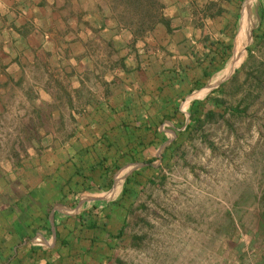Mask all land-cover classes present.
Listing matches in <instances>:
<instances>
[{
  "label": "rangeland",
  "instance_id": "rangeland-1",
  "mask_svg": "<svg viewBox=\"0 0 264 264\" xmlns=\"http://www.w3.org/2000/svg\"><path fill=\"white\" fill-rule=\"evenodd\" d=\"M181 1L161 0L173 25L182 13ZM220 1V10L232 15L227 2ZM263 1H244L241 14L249 24L243 31L244 40L238 42L237 56L232 59L231 51L225 65L212 67L207 76L196 65L204 63L208 54L206 46L192 43L196 34L187 31L185 39L178 32L170 36L172 45L167 49L171 55L189 64L192 74L205 81H200L202 86L209 87H198L187 99L204 100V108L215 116L175 150H165L167 145L152 150L151 180L143 179L129 208L124 234L106 264H264ZM3 2L11 6L4 22L16 16L29 19L30 14L41 18L48 13L49 19L35 32L32 22L26 21L28 33L19 34L12 45L14 50H22H16L18 55L0 56V68L7 61L0 76L1 204L15 195V177L23 174V168L39 160L54 163L52 150L73 143L71 137L88 125L92 101H105L121 89L137 86L133 67H119L121 58L132 66L136 53L141 57L157 53L158 61L151 57L143 65L149 74L174 60L159 48L168 40L159 26L147 37H137L132 45L130 29L117 21L110 0H0ZM34 2L39 7H34L35 14L29 9ZM201 10L196 11L202 28L198 29L200 40L213 38L224 26L216 20L209 23ZM1 11L5 10L0 5ZM181 21L188 23L187 19ZM236 22L232 50L239 28ZM18 26H0V33L13 38L11 32ZM31 33L37 50L25 41ZM185 50L190 51L189 61L184 59ZM105 88H109L108 94H104ZM212 89H217L221 99L217 105L206 99ZM187 101L182 103L186 112ZM169 124L164 121L156 129L172 142L177 132ZM26 176L34 182L35 173Z\"/></svg>",
  "mask_w": 264,
  "mask_h": 264
},
{
  "label": "trees",
  "instance_id": "trees-1",
  "mask_svg": "<svg viewBox=\"0 0 264 264\" xmlns=\"http://www.w3.org/2000/svg\"><path fill=\"white\" fill-rule=\"evenodd\" d=\"M110 1L116 11L117 21L130 29L132 45L136 43L137 37H147L159 26L168 36L167 42L159 48L164 49L169 56L174 57V60L170 66L165 65L158 70L159 67L149 74L144 70L143 65L146 61H150L151 57L158 61L157 53L153 54L154 56L143 55L142 57L136 53L135 63L132 66H128L125 59L121 58L119 67L123 70L133 67L136 78L134 81L137 86L121 89L117 94L107 97L105 101H92L94 105L89 113L88 125H84V130L81 128L76 131L79 134L71 137L73 143L67 148L52 150L56 153L54 163H50L49 160H39L36 165L30 164L23 168V174L15 177L17 183L14 185L18 190L14 197L11 196L4 203H0L1 214L6 212L9 217L15 216L13 222H10L8 218V232L22 225H38L41 221L47 224V216L53 204L67 202L71 195L86 189L107 188L114 172L126 162L145 163L144 167L133 171L125 179L121 195L116 200L103 208L97 206L90 208L97 211L105 210L104 217L110 220L111 226L116 228V233L108 236L113 243L110 240L106 242L109 250L103 257L102 264L112 260L113 252L127 225L129 208L139 187L144 184L143 179L151 180L149 175L153 174L151 166L153 158L146 154V149L166 140L165 135L158 133L156 125L168 120L175 127L182 126L184 117L179 110V104L188 93L202 83V80L192 74L189 64H185L179 57L176 59L174 54L171 55V50L167 49L172 45V38L177 32L183 36V39L185 34L180 25H173L172 18L164 14V5L161 0ZM224 1L229 6L228 10L233 11L230 16L220 10V0H193L196 5L193 13L195 14L198 7H201V12L205 13L209 23L218 19L219 16L225 20L224 16H226L227 23L223 25L221 32L218 31L220 38L216 40L210 36L202 37L201 40L199 38L202 45H209L216 51V56L212 57L209 63H215L218 68L223 66L231 54L233 24L242 0ZM261 5V19H264V1ZM132 17H136L135 20ZM197 19L198 16L194 20L193 28L202 29ZM14 30L24 37L29 28L22 24ZM183 43L184 41L180 44L183 45ZM145 45L144 42L142 47ZM183 53L184 59L189 61V53L186 50ZM202 73L203 76H207V68H203ZM108 91L109 88H105L104 94H108ZM216 91L217 89H213L206 97L214 105L221 102V99L216 96ZM204 102V100L190 102L189 120L185 129L177 132L176 137L165 150H175L184 139L191 138L206 121L215 116L212 110L204 108ZM34 173V182H32L26 175ZM35 212H37L36 215ZM29 217L31 218L28 221H22ZM109 223L105 224L109 225ZM88 226L94 228L96 220H89ZM78 259L80 256L73 259V264H79ZM83 264H85L84 260Z\"/></svg>",
  "mask_w": 264,
  "mask_h": 264
},
{
  "label": "crops",
  "instance_id": "crops-1",
  "mask_svg": "<svg viewBox=\"0 0 264 264\" xmlns=\"http://www.w3.org/2000/svg\"><path fill=\"white\" fill-rule=\"evenodd\" d=\"M246 0H242L240 2L239 8L240 13L236 15L235 22L239 23V28L237 30V36L235 40V47L234 50H232V46L230 51H233V56H237V53L239 51L238 42L243 41V33L246 32V25L249 24L248 19H244L243 14H241L242 8ZM36 2L32 3L29 6V9L32 8V13L35 14L33 11L34 7L39 8L38 5H34ZM38 4V3H37ZM1 9H4L5 11H1L0 13V26L6 27L8 24H15L16 26L24 24L27 22L31 23L33 26V32L41 30V25L46 20V23L49 19L48 13L45 14V16H34L30 14L29 19H24V17L16 16L13 20H7L4 22L5 17L7 16L8 10L11 8L9 6L10 4H1ZM179 5V9L181 10L180 16L175 20L174 23H177L175 25H180L182 22H184L182 25V28L184 29V33L187 31H192L196 34L194 35L195 39H193L192 43H196L197 47L199 44H202L199 40V30H196L193 28L194 19L196 16H198L196 13H193V9H196V5L191 0H184L181 1V4ZM235 7V5H232V7ZM31 10L27 11L30 13ZM12 13V12H11ZM20 14V13H18ZM185 14V16H183ZM226 20V16H224ZM172 18V17H170ZM216 24L219 25H225L227 21L223 20L222 16L217 17ZM228 18V17H227ZM181 19H187L188 23H185L186 21H181ZM230 19V17H229ZM245 22H244V20ZM173 20V18H172ZM31 21V22H30ZM28 23V24H29ZM211 23V22H210ZM7 24V25H6ZM30 25V24H29ZM244 27V29H243ZM220 28V27H219ZM221 29V28H220ZM195 30V31H194ZM225 30V29H224ZM13 31V30H12ZM215 33H217L216 30H214ZM244 31V32H243ZM4 32V31H3ZM11 36L6 32L0 33V56L1 57H7V53H12L18 55L19 52L22 50L13 48V44H16L17 37H20L17 32L13 31L11 32ZM34 33L28 34L26 36L25 41L28 42L29 47H33V49L37 50L38 44L33 45L31 43V39L36 42V38H33ZM182 36V35H180ZM185 36H187L185 34ZM220 38L219 34L214 35L212 38L213 40H216ZM188 41L190 38H187ZM247 39V38H246ZM221 46V44H219ZM218 46V47H219ZM207 47V57L204 61V63H196V65H199V70L202 71L203 68H207L208 71L212 67H216L215 63H209V60L216 56V51L211 48L209 45H206ZM16 50L19 52L17 53ZM190 53V51H189ZM231 56V54H230ZM229 56V58H230ZM191 59L196 58L190 56ZM228 58V59H229ZM227 59V60H228ZM6 60V59H5ZM225 61V63L227 62ZM231 62V60H230ZM223 64V66L225 65ZM3 65L7 67V61H5L0 68V76L1 71L3 68ZM196 67V66H195ZM7 69V68H6ZM196 69V68H195ZM8 70L4 71L7 72ZM195 71V70H194ZM198 76V74H195ZM202 84L205 82L202 80ZM200 84L199 87L206 88L207 85ZM196 87L195 89H197ZM209 89V87H207ZM195 89H193L190 93H188L184 100H188L187 102L190 104L191 101H193L192 98H188V95H190ZM213 90V89H212ZM182 103L179 104V110L181 113H183L184 122L183 125L180 127H175L171 121H168L170 124L169 126L173 127L175 132H179L185 129L187 123H188V108L187 112L182 109ZM189 107V105H188ZM162 135V134H161ZM171 139L166 138V140L160 144H157L153 147H150L146 149L147 155L149 157H152V150L158 149L161 145V149L165 148V146L170 145ZM166 146V147H167ZM142 162H126L120 166L119 169H117L114 174L111 177L109 186L107 188H91L86 189L83 191H80L76 194H73L69 197V200L67 202H61L53 204L51 210L48 213L47 216V224L41 223L39 224L38 221H35V223H38V225H22L14 228V231H9L8 227V218L10 219V222H13L15 216H8V213L2 212L0 213V264H73V259L77 256H80V259H78L79 264H83V260L85 261V264H102L103 263V257L107 254V250H109L107 243L109 242V235H113L116 233V228L114 226H111L112 224L109 223L110 220H107L104 217L105 210H90L92 206L99 207H105L107 204H109L111 201L116 200L122 192L123 185L125 182V179L135 170L139 169L142 166ZM37 212H35L36 215ZM115 217V215L113 216ZM112 217V218H113ZM31 217L27 219H22L23 222H26ZM96 220V226L94 228H91V226H88L89 220ZM109 223V225L106 224ZM111 224V225H110ZM118 224V223H117ZM16 229V230H15ZM111 241V240H110ZM111 243H113L111 241ZM111 245V244H110Z\"/></svg>",
  "mask_w": 264,
  "mask_h": 264
},
{
  "label": "water",
  "instance_id": "water-1",
  "mask_svg": "<svg viewBox=\"0 0 264 264\" xmlns=\"http://www.w3.org/2000/svg\"><path fill=\"white\" fill-rule=\"evenodd\" d=\"M189 116V114H187V117Z\"/></svg>",
  "mask_w": 264,
  "mask_h": 264
}]
</instances>
